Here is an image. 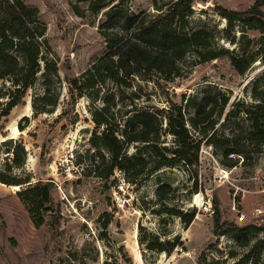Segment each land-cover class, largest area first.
<instances>
[{
  "label": "rangeland",
  "instance_id": "rangeland-1",
  "mask_svg": "<svg viewBox=\"0 0 264 264\" xmlns=\"http://www.w3.org/2000/svg\"><path fill=\"white\" fill-rule=\"evenodd\" d=\"M22 1L37 10L46 25L48 50L43 57L57 63L58 78L52 80L51 94L59 100L48 108L49 113H34L31 102L44 91L39 75L24 103L0 117V175L16 183L0 182V264H235L264 239L262 232L244 231L249 225L264 227V145L249 140L245 115L228 116L237 103L253 104L254 91L264 85V41L257 29L240 23L229 27L217 11L219 6L243 10L257 0H196L186 28V32L204 29L213 35L214 51L224 49L228 55L244 53L251 58L243 75L234 72L227 55L203 61L190 51L178 62L176 74L136 76L129 88L107 83L75 102L66 78L81 75L104 55L100 25L104 13L120 0H110L97 14L87 11L86 2L76 0ZM175 1L130 0L119 9L153 15ZM108 90L115 92L122 110L131 105L184 107L187 100L206 93L228 98L209 133L213 144L200 148L197 193L193 192L196 181L183 165L164 168L138 187L129 185L118 170L110 178L97 176L106 174L107 168L97 163L98 152L105 151L90 145L95 132L90 112L102 105ZM185 110L192 114L191 109ZM172 141L170 136L166 140L169 145ZM230 149L239 154L228 153ZM134 153L130 147L128 155ZM13 158L19 159V166ZM36 188L47 190V211L27 194ZM168 208L194 212L193 222L185 225L179 217L162 212ZM215 220L223 228L227 223L242 232L215 235ZM157 239L181 246L170 255L146 247Z\"/></svg>",
  "mask_w": 264,
  "mask_h": 264
},
{
  "label": "trees",
  "instance_id": "trees-1",
  "mask_svg": "<svg viewBox=\"0 0 264 264\" xmlns=\"http://www.w3.org/2000/svg\"><path fill=\"white\" fill-rule=\"evenodd\" d=\"M86 2L87 11L97 14L110 5V0H76ZM118 6L111 7L104 13L100 25L105 44V53L94 61L79 76L66 78L71 99L75 102L88 92L100 91L110 83L117 87L129 88L136 76H149L158 73L169 77L177 72L178 62L190 51L199 59L211 61L227 55L231 68L237 75H243L250 67L251 58L243 54H229L228 50L214 51L211 48L213 35L204 29L186 32L188 18L193 14L196 0H176L165 11L142 16L123 12ZM264 0H257L253 5L230 10L217 7L229 27L240 23L247 29H257L264 41ZM82 16V15H81ZM46 25L41 21L37 10L28 9L22 0H0V117L8 116L11 110L24 103L27 91L36 83L38 76L43 78L42 95L32 100L35 114L49 113V107L57 105L59 96L51 94L53 78H58L57 63L43 57L48 50L45 39ZM41 62L43 66H41ZM253 104L237 103L228 112L236 119L240 114L247 121L244 131L252 143L264 145V85L254 91ZM39 103V105H38ZM101 106H95L90 114L95 125V132L90 145L98 152V162L107 168L106 174L98 172L101 179L110 178L118 170L124 180L138 187L154 173L164 168L185 166L194 178L193 192H198L197 178L199 152L202 145L213 144L209 133L223 115L228 98L222 94L206 93L201 98L187 100L186 114L184 107L171 105L168 108L137 109L131 105L122 110L118 105L115 92L108 90L101 98ZM190 127V129L188 128ZM192 129V131H190ZM237 134L232 135L233 138ZM172 143L167 144L168 137ZM135 149L134 155H128V149ZM230 154H239L235 149ZM14 154L17 155L16 152ZM15 165L20 164L13 158ZM99 165L95 167L98 169ZM99 170V169H98ZM0 182L5 185L16 184L0 175ZM19 185V184H17ZM34 195L39 207L45 208L47 190L36 188L27 193ZM159 198H162L160 192ZM179 217L185 225H190L194 212L183 213L170 208L165 211ZM108 221L104 223L107 227ZM39 226V223H36ZM222 227L215 220L214 234H238L242 230L234 225ZM245 232H262L264 227L249 225ZM181 243L162 242L158 239L148 243L150 250L170 255ZM264 239L254 243L249 251L235 264H264Z\"/></svg>",
  "mask_w": 264,
  "mask_h": 264
},
{
  "label": "bare ground",
  "instance_id": "bare-ground-1",
  "mask_svg": "<svg viewBox=\"0 0 264 264\" xmlns=\"http://www.w3.org/2000/svg\"><path fill=\"white\" fill-rule=\"evenodd\" d=\"M13 129L15 130V132H18L15 126H14V128H13ZM11 188H12L13 190H15V191H16V190L18 189V186H12ZM194 202H195V203H197V202H198V196H197V197H195V201H194ZM195 203H194V204H195Z\"/></svg>",
  "mask_w": 264,
  "mask_h": 264
},
{
  "label": "built area",
  "instance_id": "built-area-1",
  "mask_svg": "<svg viewBox=\"0 0 264 264\" xmlns=\"http://www.w3.org/2000/svg\"><path fill=\"white\" fill-rule=\"evenodd\" d=\"M261 221H264V220L261 219Z\"/></svg>",
  "mask_w": 264,
  "mask_h": 264
},
{
  "label": "water",
  "instance_id": "water-1",
  "mask_svg": "<svg viewBox=\"0 0 264 264\" xmlns=\"http://www.w3.org/2000/svg\"><path fill=\"white\" fill-rule=\"evenodd\" d=\"M207 1H210V0H207Z\"/></svg>",
  "mask_w": 264,
  "mask_h": 264
}]
</instances>
